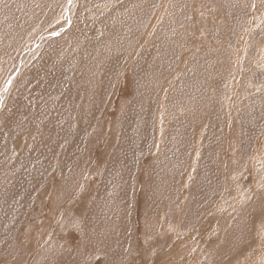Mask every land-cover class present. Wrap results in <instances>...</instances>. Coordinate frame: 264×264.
<instances>
[{
  "label": "rangeland",
  "instance_id": "1",
  "mask_svg": "<svg viewBox=\"0 0 264 264\" xmlns=\"http://www.w3.org/2000/svg\"><path fill=\"white\" fill-rule=\"evenodd\" d=\"M0 264H264V0H0Z\"/></svg>",
  "mask_w": 264,
  "mask_h": 264
},
{
  "label": "bare ground",
  "instance_id": "2",
  "mask_svg": "<svg viewBox=\"0 0 264 264\" xmlns=\"http://www.w3.org/2000/svg\"><path fill=\"white\" fill-rule=\"evenodd\" d=\"M199 116V115H198ZM160 129V128H159ZM20 232H21V230H20ZM15 234V233H14ZM30 240V239H29ZM33 240V239H32ZM31 243V242H30Z\"/></svg>",
  "mask_w": 264,
  "mask_h": 264
},
{
  "label": "snow or ice",
  "instance_id": "3",
  "mask_svg": "<svg viewBox=\"0 0 264 264\" xmlns=\"http://www.w3.org/2000/svg\"><path fill=\"white\" fill-rule=\"evenodd\" d=\"M69 4H71V0H69Z\"/></svg>",
  "mask_w": 264,
  "mask_h": 264
}]
</instances>
